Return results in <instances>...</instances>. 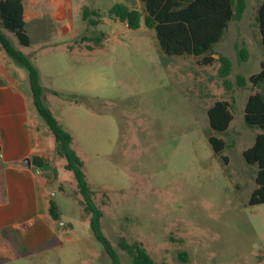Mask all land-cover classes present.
I'll return each instance as SVG.
<instances>
[{
	"label": "rangeland",
	"instance_id": "374dc122",
	"mask_svg": "<svg viewBox=\"0 0 264 264\" xmlns=\"http://www.w3.org/2000/svg\"><path fill=\"white\" fill-rule=\"evenodd\" d=\"M71 1V23L54 22L49 12L27 22L31 60L42 72L47 105L72 135L120 264H132L121 238L142 243L159 264H264V203L249 204L258 167L243 157L260 129L244 119L251 84H236L237 75L258 73L264 60L255 20L261 0H246L242 18L214 46L216 57L232 61L231 88L218 76L217 61L203 66L192 56L165 54L143 23L133 30L109 16L114 4L130 0ZM84 5L99 9L103 22L87 30ZM75 28L102 45L80 39L70 51ZM235 45L248 50L247 60L239 59ZM216 100L229 101L233 112L223 133L209 125L207 110ZM41 121V139L51 152L53 138ZM212 135L225 143L220 154L209 142ZM49 160L48 195L61 212L56 239L2 264H111L91 232L73 173L56 154Z\"/></svg>",
	"mask_w": 264,
	"mask_h": 264
},
{
	"label": "trees",
	"instance_id": "16d2710c",
	"mask_svg": "<svg viewBox=\"0 0 264 264\" xmlns=\"http://www.w3.org/2000/svg\"><path fill=\"white\" fill-rule=\"evenodd\" d=\"M143 10L130 8L127 4H114L109 10L111 18L126 23L129 29H139L141 24L154 31L160 50L168 55L192 56L198 64L212 65L215 61L214 46L223 38L229 25L242 18L246 9V0H140ZM82 20L89 28L103 22L99 9L82 7ZM255 20L264 49V0L256 8ZM7 33L13 34L19 45L28 47L32 44L24 20V0H0V45L7 55L28 73L33 105L52 133L55 140V154L65 160V169L73 173L76 192L85 214L89 217V227L93 236L104 246L111 258V264H120V257L102 231L101 219L103 210L94 200L95 192L90 187L83 161L72 146V135L57 120L46 102L45 87L41 83L40 72L31 59L17 48ZM101 46V39L86 38ZM241 61L247 60L249 52L246 48L235 45ZM218 76L223 79L226 87L232 71V61L222 54L217 59ZM238 87L251 84L245 106L244 119L250 127H257L252 146L244 150L243 157L248 164L258 167L255 182L256 188L249 199L250 205L264 203V60L260 63V71L248 78L236 76ZM210 129L213 132H225L232 120L231 103L227 100H216L207 110ZM213 151L220 154L225 147L223 139L214 135L209 137ZM227 162V157H223ZM43 159H34L39 164ZM49 212L54 221H61V212L56 200L51 199ZM119 247L131 258L132 264H159L148 253L140 242L129 243L125 238L119 241ZM183 260L187 254L181 253Z\"/></svg>",
	"mask_w": 264,
	"mask_h": 264
},
{
	"label": "crops",
	"instance_id": "0c3cea01",
	"mask_svg": "<svg viewBox=\"0 0 264 264\" xmlns=\"http://www.w3.org/2000/svg\"><path fill=\"white\" fill-rule=\"evenodd\" d=\"M130 1L131 4H127L130 8L143 10L140 0ZM44 12H49L54 22L67 20L71 23L72 1L24 0L26 25L29 21L40 20ZM86 27L88 30L87 24ZM81 32L77 28L72 31L68 44L70 51L77 48H72L73 41L86 40ZM32 45L33 41L25 47L26 52L22 51L30 59ZM213 57L216 61L218 55ZM36 67L43 85L42 72ZM40 122L27 71L19 67L0 45V264L26 251L45 249L56 239L55 221L49 212L50 200L56 198L48 195L51 179L47 176L52 169L49 158L55 154V140L47 128L53 138L50 152L41 139ZM35 158L43 161L35 164ZM26 159L30 160L29 166L25 164Z\"/></svg>",
	"mask_w": 264,
	"mask_h": 264
},
{
	"label": "water",
	"instance_id": "95a60500",
	"mask_svg": "<svg viewBox=\"0 0 264 264\" xmlns=\"http://www.w3.org/2000/svg\"><path fill=\"white\" fill-rule=\"evenodd\" d=\"M25 164L29 166L30 165V160L26 159Z\"/></svg>",
	"mask_w": 264,
	"mask_h": 264
}]
</instances>
